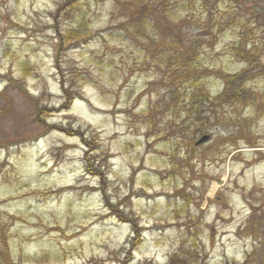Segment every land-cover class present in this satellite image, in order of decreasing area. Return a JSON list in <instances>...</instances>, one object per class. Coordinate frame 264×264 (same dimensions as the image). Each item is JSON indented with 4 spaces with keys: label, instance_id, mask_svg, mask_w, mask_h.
Here are the masks:
<instances>
[{
    "label": "rangeland",
    "instance_id": "obj_1",
    "mask_svg": "<svg viewBox=\"0 0 264 264\" xmlns=\"http://www.w3.org/2000/svg\"><path fill=\"white\" fill-rule=\"evenodd\" d=\"M64 1L0 0V255L10 264H169L190 253L197 264H243L256 251L251 264H264V76L235 105L205 108L207 144L191 133L171 142L149 42L122 35L116 0H84L96 37L59 48ZM203 1L192 0L182 40L197 39L206 61L232 75L246 67L238 42L258 47L264 65V0ZM57 64L86 80L67 111ZM209 86L222 90L215 79Z\"/></svg>",
    "mask_w": 264,
    "mask_h": 264
},
{
    "label": "trees",
    "instance_id": "obj_2",
    "mask_svg": "<svg viewBox=\"0 0 264 264\" xmlns=\"http://www.w3.org/2000/svg\"><path fill=\"white\" fill-rule=\"evenodd\" d=\"M83 1L65 0L57 9L54 16V21H56L54 29L59 40V48L67 46L64 50L72 49V47L76 49L96 37L85 22L86 13ZM127 1L134 11L127 5L126 0L115 1V6L121 14V33L126 38L148 41L151 46L152 67L158 76V84L165 92L166 102L165 105L158 103L157 108H164V112L161 113L166 132L164 137L169 141L175 140L176 142L190 133L195 137L205 135L207 122L204 120H208L205 119V114L208 112L205 108L211 107L214 111L227 105H235L246 96L245 88L251 82L250 80L254 76H264V65L259 61L258 47H253V51L247 52V46L237 43V55L246 67L241 73L232 75L206 61L204 55L206 47H203L197 39L190 41L189 44L182 40L178 30L181 33V27L187 22V15L193 5L192 0ZM208 1L203 2L207 4ZM230 1L238 3L239 0ZM59 22L68 24V27L60 28ZM220 29H223V25ZM238 36L239 41L246 39L243 33ZM57 69L61 78L60 88L65 98V103L60 110L67 111L71 109L76 99L81 98L80 90L86 84V80L77 74L73 67L64 71L62 66L57 64ZM211 79L222 83V90L216 95L210 92ZM80 82L82 85L78 87ZM45 111L43 109L41 112ZM150 123L153 124V120ZM51 129L65 132L57 127ZM69 133L72 137L81 136L79 133L70 131ZM93 143V141L86 142L85 145L89 149L84 154L85 174L89 176L97 175V171L94 173L91 166L90 154L95 150ZM104 198H106L105 195ZM110 210L113 212L115 209L110 207ZM118 216L122 218L123 223H130L122 217L121 213ZM131 245L130 251L134 252L139 246L137 233L136 237L132 238ZM255 256L256 251L248 255L243 264H251ZM0 257H5L7 263L11 262L8 253ZM194 257L190 253L176 254L170 259L169 264H197L193 262Z\"/></svg>",
    "mask_w": 264,
    "mask_h": 264
},
{
    "label": "water",
    "instance_id": "obj_3",
    "mask_svg": "<svg viewBox=\"0 0 264 264\" xmlns=\"http://www.w3.org/2000/svg\"><path fill=\"white\" fill-rule=\"evenodd\" d=\"M210 140V136H203L197 143L196 146L199 147L201 145H204L206 143H208Z\"/></svg>",
    "mask_w": 264,
    "mask_h": 264
},
{
    "label": "bare ground",
    "instance_id": "obj_4",
    "mask_svg": "<svg viewBox=\"0 0 264 264\" xmlns=\"http://www.w3.org/2000/svg\"><path fill=\"white\" fill-rule=\"evenodd\" d=\"M215 192V190L213 189V191L210 193V195H212Z\"/></svg>",
    "mask_w": 264,
    "mask_h": 264
}]
</instances>
